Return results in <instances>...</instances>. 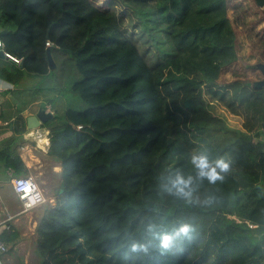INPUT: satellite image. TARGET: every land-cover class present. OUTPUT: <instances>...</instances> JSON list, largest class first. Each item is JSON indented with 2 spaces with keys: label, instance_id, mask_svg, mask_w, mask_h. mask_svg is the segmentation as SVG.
<instances>
[{
  "label": "trees",
  "instance_id": "trees-1",
  "mask_svg": "<svg viewBox=\"0 0 264 264\" xmlns=\"http://www.w3.org/2000/svg\"><path fill=\"white\" fill-rule=\"evenodd\" d=\"M263 19L255 0H0L3 49L21 58L0 56V80L13 85L0 102L45 101L47 152L62 168L41 217V264H264V86L250 75L264 64ZM63 96L86 107L61 114ZM196 151L231 162L223 183L199 184L210 204L160 189L177 169L194 175ZM0 157L23 173L12 145ZM148 222L187 223L192 239L159 255Z\"/></svg>",
  "mask_w": 264,
  "mask_h": 264
},
{
  "label": "crops",
  "instance_id": "crops-1",
  "mask_svg": "<svg viewBox=\"0 0 264 264\" xmlns=\"http://www.w3.org/2000/svg\"><path fill=\"white\" fill-rule=\"evenodd\" d=\"M40 101L43 100L29 103L21 111L16 108L15 102L9 101L11 103L8 104L9 106L0 102V113L3 116L0 118V151L12 145L14 152L19 154L25 167L23 173H17L0 157V238L8 245L7 251L2 254V264H30L32 244L25 243L26 237H31L35 231L34 242L38 243L37 234L45 208L42 204L34 209L22 211L21 203L12 189V178L17 175H32L48 201L53 197L57 200L58 196L55 191H58L62 180L60 162L53 160L48 165L43 162L46 156H51L47 152L48 128L43 123H37L32 117ZM46 108L49 110L48 106ZM20 122L25 125V131L22 134L19 130H14V126L17 125L18 128ZM38 152H40L39 155ZM42 156L45 158L43 159ZM4 191L9 194L5 195ZM37 208L39 209L36 210ZM37 215L40 216L39 221L35 218ZM2 234H4L3 238ZM8 234L11 237L10 240L5 239ZM34 248L37 251V248Z\"/></svg>",
  "mask_w": 264,
  "mask_h": 264
},
{
  "label": "clouds",
  "instance_id": "clouds-1",
  "mask_svg": "<svg viewBox=\"0 0 264 264\" xmlns=\"http://www.w3.org/2000/svg\"><path fill=\"white\" fill-rule=\"evenodd\" d=\"M189 163L194 170L185 174L177 169L174 174L162 178L160 189L163 193L179 199L187 204H210L215 200L214 196L205 195L203 199L198 193L199 184L207 181L209 185L223 183L226 176L231 172V162L224 157L210 159L205 152L196 151L189 157ZM146 234L157 242V252L159 255L169 253H180L184 251L183 245L192 239L191 233L194 231L187 223H178L170 230H161L154 222L145 224ZM149 244L133 243V252H143L149 254Z\"/></svg>",
  "mask_w": 264,
  "mask_h": 264
},
{
  "label": "rangeland",
  "instance_id": "rangeland-1",
  "mask_svg": "<svg viewBox=\"0 0 264 264\" xmlns=\"http://www.w3.org/2000/svg\"><path fill=\"white\" fill-rule=\"evenodd\" d=\"M254 8V7H253ZM260 8H264V4L262 5V6H260ZM248 15V17L249 16H251V13H248L247 14ZM250 18V17H249ZM262 23H264V19H263V21H262ZM51 25H53V24H49L48 26H47V29L51 26ZM18 59H19V61L21 60V58H19V57H17ZM251 77H253V78H255V81L254 82H257L258 80H261L262 78H263V75L261 74V72L259 71V69H258V71L257 70H255V71H253L251 74ZM23 86H29V87H32L33 86V84H24ZM56 107H59V109H61L60 110V112H61V114H62V111L65 109V108H67V107H72L74 110L75 109H81V108H85L86 107V103H85V101H81V102H79V103H75V101L74 102H71V101H69L68 99L66 100L65 99V97L63 96L62 98H60V97H58V99H57V103H56ZM48 108H49V106H48ZM212 110L215 112V113H217L218 115H220L225 121H226V123L230 126V127H234V128H238V129H242V127H241V118L239 117V116H235V115H233V114H231V113H229L227 110H225L223 107H221V106H218V105H213V107H212ZM47 129V128H46ZM260 139H264V135L263 136H261L260 137ZM46 141H48V144H49V138L47 137V139H46ZM47 147H48V145H47ZM40 150V149H39ZM40 154V152H38V155ZM43 157V159L45 158L44 156H42ZM48 157V158H47ZM53 160H55L56 162H59V160L58 159H56V158H54V157H52V156H46V158L43 160V162L46 164V165H48V164H50ZM62 189H59V191H61ZM55 192H57V190L55 191ZM4 193H5V195H7V194H9V193H6L5 191H4ZM54 197H53V199H51L50 201H48V200H46V198H45V202L43 203V205H42V207H51V206H53V205H55V203H56V200H54ZM41 207V208H42ZM66 209H65V215H67V213L69 214V212H70V210H69V207H68V205L65 207ZM39 208H37L36 210H38ZM73 215V214H72ZM40 217V216H39ZM38 217V215L35 217L38 221H39V218ZM41 225V224H40ZM40 228V227H39ZM31 234V233H30ZM38 235V237H39V233L37 234ZM36 237V233H35V231H33V233H32V235H31V237H26V241H25V243H30V245L32 244V248H31V256H30V264H41V261H42V259H44L43 257H42V253H41V251L38 249V247H39V245H38V243H35L34 242V238ZM35 241H37L36 239H35ZM34 247H36L37 248V251H36V249L34 248ZM45 258L47 259V261H48V263H49V261L51 260L50 259V256H47V255H45ZM33 261V262H32Z\"/></svg>",
  "mask_w": 264,
  "mask_h": 264
},
{
  "label": "built area",
  "instance_id": "built-area-1",
  "mask_svg": "<svg viewBox=\"0 0 264 264\" xmlns=\"http://www.w3.org/2000/svg\"><path fill=\"white\" fill-rule=\"evenodd\" d=\"M50 44V41H45V45ZM0 50L3 51V56L8 57L15 62H19V59L16 56L3 49V41L1 39ZM8 87H10V85L7 82L0 80V89H6ZM11 185L14 193L21 203L22 211L34 209L45 202L44 193L32 175L26 174L14 176L11 180ZM7 249L8 245L0 238V264H2V254L6 252Z\"/></svg>",
  "mask_w": 264,
  "mask_h": 264
},
{
  "label": "water",
  "instance_id": "water-1",
  "mask_svg": "<svg viewBox=\"0 0 264 264\" xmlns=\"http://www.w3.org/2000/svg\"><path fill=\"white\" fill-rule=\"evenodd\" d=\"M255 1L257 2V4L259 6H262L264 4V0H255ZM48 32H49V30H47V33ZM45 53L47 56L49 68L54 67V61H53V58H52L51 53H50V47H46ZM3 54H4L3 51L0 50V56H3ZM258 68H259L261 74L263 75V78L261 80H258L257 82H254V85L257 87H262V86H264V64H259ZM52 116H53L52 112L47 110V108H46L45 101H40L39 106L37 108V111L35 112V114L32 117L34 118V120L37 123H44L49 118H51ZM262 126L264 128V123L262 124Z\"/></svg>",
  "mask_w": 264,
  "mask_h": 264
}]
</instances>
